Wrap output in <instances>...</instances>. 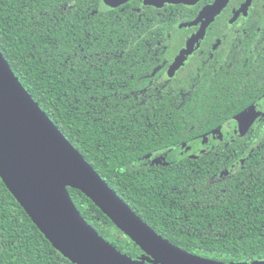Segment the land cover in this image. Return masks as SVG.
Returning a JSON list of instances; mask_svg holds the SVG:
<instances>
[{"label": "trees", "instance_id": "16d2710c", "mask_svg": "<svg viewBox=\"0 0 264 264\" xmlns=\"http://www.w3.org/2000/svg\"><path fill=\"white\" fill-rule=\"evenodd\" d=\"M133 5L0 0V51L62 134L155 232L200 257L264 261V126L227 136L228 147L217 148L219 160L204 154L165 165L148 160L168 150L173 156L181 142L218 132L256 99L195 92L182 99L144 90L149 84L143 76L153 66L143 60V47L132 56L131 44L153 42L146 28L159 17L146 21ZM68 190L104 239L132 258L142 254L89 198ZM0 264H74L44 237L1 178Z\"/></svg>", "mask_w": 264, "mask_h": 264}, {"label": "water", "instance_id": "95a60500", "mask_svg": "<svg viewBox=\"0 0 264 264\" xmlns=\"http://www.w3.org/2000/svg\"><path fill=\"white\" fill-rule=\"evenodd\" d=\"M102 1L115 7L127 0ZM196 1L143 0V4L161 7L166 2L193 4ZM226 1L216 0L212 10L218 11ZM182 59L180 54L172 67L178 66ZM257 116L253 105L235 114L239 133H245ZM152 163L161 161L155 158ZM0 178L44 237L74 264H264L259 260L224 263L200 257L155 232L39 107L1 51ZM69 188L89 198L142 254L132 258L104 239L76 208Z\"/></svg>", "mask_w": 264, "mask_h": 264}, {"label": "flooded vegetation", "instance_id": "af4514ba", "mask_svg": "<svg viewBox=\"0 0 264 264\" xmlns=\"http://www.w3.org/2000/svg\"><path fill=\"white\" fill-rule=\"evenodd\" d=\"M128 2L135 4L132 10L146 21L159 17L154 25L146 26L153 42L131 44V55L138 57L135 48L143 47V60L147 58L153 66L143 76L149 84L144 90L177 93L182 99L193 92L216 99L253 98L256 101L244 107L253 105L258 113L249 129L264 126V0H227L218 11L212 10L216 0L166 2L161 7L143 4V0H127L117 7ZM180 54L183 59L172 67ZM218 110L227 112L226 108ZM219 130H210L193 140L197 142L192 150L187 142H181L173 156H169L173 150L149 154V164L153 165L152 160L158 157H162L159 165H163L184 158L197 159L200 154L209 161L219 160L217 148L228 147L224 139L240 134L234 116Z\"/></svg>", "mask_w": 264, "mask_h": 264}, {"label": "rangeland", "instance_id": "374dc122", "mask_svg": "<svg viewBox=\"0 0 264 264\" xmlns=\"http://www.w3.org/2000/svg\"><path fill=\"white\" fill-rule=\"evenodd\" d=\"M218 132L220 133L221 130H218ZM193 142H194V141L187 142V143H188L187 145L191 147L190 150H192V149H194V148L196 147L195 145H196V142H197V141L194 142V143H193ZM184 145H185V144H184ZM199 145H200V143L197 144V146H199ZM188 148H189V147H187L186 149H188ZM187 151H188V150H187ZM190 152H191V151H190ZM185 153H187V152H185ZM154 159H155V158H154ZM154 159H153V160H154ZM158 159L161 161L162 157H158Z\"/></svg>", "mask_w": 264, "mask_h": 264}, {"label": "snow or ice", "instance_id": "6c2138e0", "mask_svg": "<svg viewBox=\"0 0 264 264\" xmlns=\"http://www.w3.org/2000/svg\"><path fill=\"white\" fill-rule=\"evenodd\" d=\"M101 107H103V105Z\"/></svg>", "mask_w": 264, "mask_h": 264}]
</instances>
